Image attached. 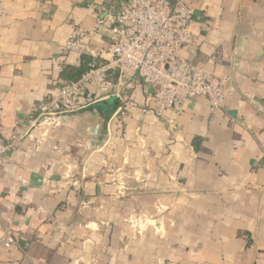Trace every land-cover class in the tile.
I'll use <instances>...</instances> for the list:
<instances>
[{
    "label": "crops",
    "instance_id": "obj_1",
    "mask_svg": "<svg viewBox=\"0 0 264 264\" xmlns=\"http://www.w3.org/2000/svg\"><path fill=\"white\" fill-rule=\"evenodd\" d=\"M110 6L0 0V143L87 68L59 47L94 29L92 7ZM191 10L198 46L181 57L223 85L224 108L197 98L156 118L135 81L123 90L132 107L112 119L116 103L89 88L83 109L0 158V264H264V0ZM90 44L109 40L101 31Z\"/></svg>",
    "mask_w": 264,
    "mask_h": 264
},
{
    "label": "built area",
    "instance_id": "obj_2",
    "mask_svg": "<svg viewBox=\"0 0 264 264\" xmlns=\"http://www.w3.org/2000/svg\"><path fill=\"white\" fill-rule=\"evenodd\" d=\"M108 9L92 7L97 12L93 30L74 29L59 53H75L90 58L87 70L77 80L59 87L24 123L15 125L13 135L0 143V158L36 130L56 127L84 107L82 97L93 89L96 103L116 98L125 103L123 90L139 82L151 90L152 113L163 119L169 110L180 113L183 106L204 98L211 114L221 111L227 94L214 75L196 69L180 54L183 47L195 48L198 39L189 31L193 0H108ZM101 31L109 44L96 49L90 43ZM121 107L112 115L118 117ZM143 112H146L143 110ZM108 166V165H107ZM110 168V167H109ZM108 170V169H107ZM4 247L14 245L9 232Z\"/></svg>",
    "mask_w": 264,
    "mask_h": 264
},
{
    "label": "water",
    "instance_id": "obj_3",
    "mask_svg": "<svg viewBox=\"0 0 264 264\" xmlns=\"http://www.w3.org/2000/svg\"><path fill=\"white\" fill-rule=\"evenodd\" d=\"M108 101H114V103H116L114 105V108L112 110H110V115H112L113 112H115L117 109H119L121 107V104H120V102L116 98H110V99H108ZM108 101L102 102V105H106L107 103H109ZM93 134H94L93 136L96 139V144L98 142L103 143L104 139L97 135V129H95V131L93 132Z\"/></svg>",
    "mask_w": 264,
    "mask_h": 264
},
{
    "label": "trees",
    "instance_id": "obj_4",
    "mask_svg": "<svg viewBox=\"0 0 264 264\" xmlns=\"http://www.w3.org/2000/svg\"><path fill=\"white\" fill-rule=\"evenodd\" d=\"M84 62L85 63H83L81 65L80 69L77 70V76H76V78L73 81L77 80L80 77V75L83 74L87 70V68H86V59H85Z\"/></svg>",
    "mask_w": 264,
    "mask_h": 264
},
{
    "label": "rangeland",
    "instance_id": "obj_5",
    "mask_svg": "<svg viewBox=\"0 0 264 264\" xmlns=\"http://www.w3.org/2000/svg\"><path fill=\"white\" fill-rule=\"evenodd\" d=\"M103 172H105V169L103 170ZM108 172H109L108 175H110V176L114 175V166H112L111 161H109V163H108Z\"/></svg>",
    "mask_w": 264,
    "mask_h": 264
}]
</instances>
